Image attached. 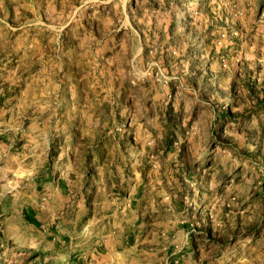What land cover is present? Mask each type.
<instances>
[{
  "label": "rangeland",
  "instance_id": "374dc122",
  "mask_svg": "<svg viewBox=\"0 0 264 264\" xmlns=\"http://www.w3.org/2000/svg\"><path fill=\"white\" fill-rule=\"evenodd\" d=\"M0 264H264V0H0Z\"/></svg>",
  "mask_w": 264,
  "mask_h": 264
}]
</instances>
